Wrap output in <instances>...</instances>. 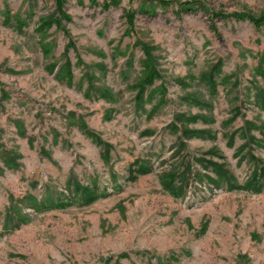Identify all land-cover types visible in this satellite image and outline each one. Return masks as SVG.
<instances>
[{
	"label": "rangeland",
	"instance_id": "1",
	"mask_svg": "<svg viewBox=\"0 0 264 264\" xmlns=\"http://www.w3.org/2000/svg\"><path fill=\"white\" fill-rule=\"evenodd\" d=\"M167 1L0 0V264H264V0Z\"/></svg>",
	"mask_w": 264,
	"mask_h": 264
},
{
	"label": "trees",
	"instance_id": "2",
	"mask_svg": "<svg viewBox=\"0 0 264 264\" xmlns=\"http://www.w3.org/2000/svg\"><path fill=\"white\" fill-rule=\"evenodd\" d=\"M129 1H135L141 5L145 4H155L158 5L161 8H170L172 6L178 7V12H193L196 10V8H200L202 10V3L198 5L196 8L190 7V2H177V1H167V0H129ZM89 4L91 6L95 7H101L102 10L108 11L111 8H117L120 6L122 0H103L102 3H100V0H88ZM56 3V10L57 13L60 14V16H64V6H65V0H55ZM140 12L143 14H149L152 15L154 11L152 9H145L143 6L140 8ZM214 16L220 19H235L237 21H248L251 24H253L256 28L264 27V15L260 16H254L248 13H232V14H223V13H214ZM128 22L130 26H133V20L135 17V13H127L126 15ZM51 25L50 21H43L40 25L39 31H43L45 28L49 27ZM214 31H216V27H211ZM138 46H140L141 51L144 56V67H143V74L139 81V83L136 85V88H138V95L137 98L141 101H144L146 96L144 95L145 88L150 85L153 80L158 76V70H157V64L156 59L153 55L154 48L149 46L148 44H144L140 40L136 42ZM2 95H5L6 93L4 91H1ZM146 172L144 169L139 170V172ZM137 172V171H136ZM134 177H131V180ZM107 193L105 191H100L98 189H94L91 186H82L80 184H76L74 188V192L70 194H62L56 202L54 203H46L44 201H38L36 205L33 207L34 212L36 214L44 213L50 210H65L72 206H78V205H91L94 202H96L99 199L105 198ZM9 216L7 217V219ZM165 263L163 260H160L158 264Z\"/></svg>",
	"mask_w": 264,
	"mask_h": 264
}]
</instances>
